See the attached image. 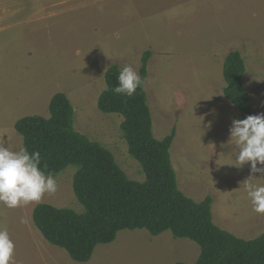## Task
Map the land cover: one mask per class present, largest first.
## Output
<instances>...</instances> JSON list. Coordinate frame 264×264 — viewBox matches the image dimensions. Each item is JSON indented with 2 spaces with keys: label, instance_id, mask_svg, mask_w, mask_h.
I'll list each match as a JSON object with an SVG mask.
<instances>
[{
  "label": "rangeland",
  "instance_id": "obj_1",
  "mask_svg": "<svg viewBox=\"0 0 264 264\" xmlns=\"http://www.w3.org/2000/svg\"><path fill=\"white\" fill-rule=\"evenodd\" d=\"M146 51L152 131L160 140L175 129L170 154L178 190L196 203L210 196L213 223L222 230L259 237L264 215L252 211L242 185L250 166L232 165L229 128L240 118L223 97L222 65L229 52L240 53L252 113H264V0H0V140L18 151L15 122L48 118L51 98L63 93L75 130L108 149L130 180L144 181L123 139L122 117L101 113L96 103L105 69L128 65L138 72ZM75 170L54 176L57 191L39 203L0 204L15 264H81L47 243L31 218L38 204L82 212L72 192ZM254 178L264 185V176ZM199 254L196 244L169 232L124 230L84 264H194Z\"/></svg>",
  "mask_w": 264,
  "mask_h": 264
},
{
  "label": "trees",
  "instance_id": "obj_2",
  "mask_svg": "<svg viewBox=\"0 0 264 264\" xmlns=\"http://www.w3.org/2000/svg\"><path fill=\"white\" fill-rule=\"evenodd\" d=\"M150 54L146 51L141 57L138 74L143 83L132 97L112 91L120 71L112 65L104 74L105 88L96 103L101 113L122 117L123 139L144 181L130 180L108 149L75 130L74 110L63 93L51 98L48 118L33 115L15 122L22 147L40 153L46 174L76 169L72 192L82 212L38 204L31 217L35 229L47 243L81 264L90 260L98 245L114 242L124 230H146L151 236L169 232L175 239H187L200 250L194 264H264V231L252 240L239 239L213 223L210 196L196 203L178 190L170 154L175 129L160 140L152 131L144 90ZM245 72L240 53L229 52L222 65V93L237 108L240 120L253 115L244 89Z\"/></svg>",
  "mask_w": 264,
  "mask_h": 264
},
{
  "label": "clouds",
  "instance_id": "obj_3",
  "mask_svg": "<svg viewBox=\"0 0 264 264\" xmlns=\"http://www.w3.org/2000/svg\"><path fill=\"white\" fill-rule=\"evenodd\" d=\"M117 80L118 84L112 91L125 97H132L143 83L138 72L128 65L120 69ZM228 143L234 146L232 165L236 168L245 164L250 166V176L242 185L252 211L264 215V185L253 183L256 179L254 174L264 176V113L248 115L242 120L233 119ZM40 164L38 151L30 153L25 147L10 151L0 140V204L12 209L39 203L45 194H54L57 191L56 179L46 174ZM14 248L7 229L0 227V264H15Z\"/></svg>",
  "mask_w": 264,
  "mask_h": 264
}]
</instances>
